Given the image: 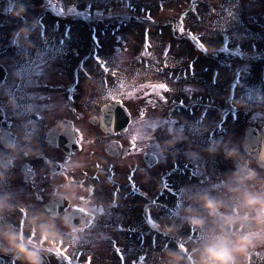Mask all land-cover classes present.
Returning a JSON list of instances; mask_svg holds the SVG:
<instances>
[{"label":"flooded vegetation","instance_id":"obj_1","mask_svg":"<svg viewBox=\"0 0 264 264\" xmlns=\"http://www.w3.org/2000/svg\"><path fill=\"white\" fill-rule=\"evenodd\" d=\"M258 20L264 22V10L261 19L254 18L258 26L264 28ZM31 55L34 61L45 60L44 72L50 68L54 76L60 77L61 56ZM64 61L70 64L68 59ZM32 72L29 70L28 76ZM71 79L66 85L47 83L37 74L34 83H23V90L34 99L23 101L9 95V91L18 90L17 85H10L7 113L4 111L0 118V159L6 160L12 155L4 142L17 146L15 165L8 168L0 180V194L9 193L13 204L5 219L18 226L22 237L39 241L41 245L46 241L32 227L35 213L44 212L66 221L58 223L63 238L58 243L51 242L54 247L48 248L43 264H94L88 258L78 257L79 252L89 250L84 247L94 244L95 233L129 235L134 231L136 236H141L143 230L150 234L157 232L154 220L147 221V214L151 212L157 219L171 217L176 200L171 188L164 191L161 178L165 176V183L180 189L174 177L166 173L173 165L174 150L173 144L164 145L175 136L168 132L169 126L167 131H159V119L168 122L170 116L179 111L178 105L171 101L159 103L152 93L126 103L125 87L119 91L120 98L100 102L97 97L110 95L111 87H103L106 91L93 87V75L79 68ZM164 96L169 99L168 94ZM114 101H120L122 116L113 117V124L104 125L100 108ZM127 111L128 123L124 124ZM148 111L153 114L148 115ZM171 119L174 123V116ZM179 121L188 124L187 118L183 120L179 116ZM119 123L123 124L122 128L118 127ZM154 125L158 129H153ZM251 129L264 132V120L254 122ZM24 149H31L33 155L24 156ZM245 151L241 158L227 159L226 171L232 172L239 165L242 174H246L257 168L254 161L257 149L248 146ZM196 166L204 170L203 165ZM261 171L260 177L264 179V170ZM208 180L200 178L199 186L187 185L183 192L213 191L214 186H208ZM180 193L181 189L177 196ZM65 196L68 198L64 199ZM149 198H156L157 203L150 204ZM160 203L168 204L167 212L158 207ZM57 204L67 206L60 211L55 207ZM74 210H78L76 215H73ZM135 219L140 224L136 225ZM105 225L109 226L108 230ZM64 256L68 259L63 260ZM71 256L73 259L69 258ZM11 257V254L0 253L3 264H13Z\"/></svg>","mask_w":264,"mask_h":264},{"label":"clouds","instance_id":"obj_2","mask_svg":"<svg viewBox=\"0 0 264 264\" xmlns=\"http://www.w3.org/2000/svg\"><path fill=\"white\" fill-rule=\"evenodd\" d=\"M27 11L28 5L24 2L17 3L16 0H13L6 10L7 15L21 20L20 26L10 33V42L14 46L21 45L22 41L25 48L34 44L31 40L32 32L24 23L28 19L25 15ZM257 102L264 104V97H258ZM240 108L251 110L247 104H237V111ZM172 131L171 128L168 129L169 133ZM174 142L175 140L167 141L164 147H171ZM4 147L12 155L6 160L0 159V180L4 178L5 171L15 165L17 159L15 143L4 142ZM221 148L226 159L237 158L236 147L222 146L219 142L215 147L210 146L208 151L212 153L220 151ZM23 151L26 157L33 155L31 149ZM242 171L238 165L228 179L222 182L231 193V204L212 192L198 191L190 198L195 206L189 205L183 209L185 222L190 229H195L198 233V243L191 250L192 258L187 264H239L245 245L249 243L250 233L258 231L264 235V179L257 178L258 173L255 168L247 171L246 174H242ZM246 184L247 187H244ZM9 195V193L0 194V253L11 254L13 264H16V261H20V264H43L48 248L54 247L51 242L58 243L63 238L58 223H66V221L63 218L50 217L44 212H37L32 227L40 237L45 238L46 243L41 245L39 241L22 237L18 226L5 219L6 213L13 208ZM174 227L165 224L160 230L167 234ZM163 255V264H186V253L182 250L170 249Z\"/></svg>","mask_w":264,"mask_h":264},{"label":"rangeland","instance_id":"obj_3","mask_svg":"<svg viewBox=\"0 0 264 264\" xmlns=\"http://www.w3.org/2000/svg\"><path fill=\"white\" fill-rule=\"evenodd\" d=\"M18 1L19 2H23V0H18ZM76 2L79 4V6H78L79 9L82 10L84 8V5H83V2H81L80 0H61V4L63 5V13H65V14L79 13V11L73 6ZM154 2H156V0H110L109 1L110 7H111L110 16H114V17L118 18V17L121 16V12L123 11L122 9H133V8H136L137 5L139 7L140 6L149 7V8H152V10H154L155 7L158 8V9H161V8L172 9V8H174V5L172 3L169 4V5H164L163 7H160V6L156 5V4H153ZM231 5L233 6L232 9H234V15L237 14L238 9L244 10L246 8V5L243 4V3H238V5H236L234 0H232L230 6ZM230 6H229V8H230ZM172 10H176V9H172ZM205 10L208 13L210 11V8L206 7ZM212 10L215 11L214 9H212ZM86 12H87L86 15L91 17V13L88 12V11H86ZM232 19H234V21H231ZM235 22H236V18H233L232 16L230 18H228V14H227L222 19L220 24L217 27L212 28V30H217L218 33H220L222 35L228 34V29H226V28H232L233 29V27L235 26ZM166 33H168V31H166ZM214 34L217 35V33H214ZM160 38L161 39H165L164 32H162L160 34ZM228 40H230V39H228ZM150 41L152 42L151 35L149 36L148 43ZM237 41H238V39H237ZM3 48H8V45L7 44H0V50L3 49ZM127 51H125L124 54H126ZM234 51L238 52L235 48H234ZM173 56H174V49L172 47H170L165 54L160 53L158 55V62L159 63L169 62V61L172 60ZM101 57L104 60H107L109 55L105 53V54H101ZM9 61H10V57L7 58V55H4L2 57V62L6 66H8ZM154 78H155V76L152 75V74H143L141 76V78L134 79L130 83L128 82V84L134 85L138 81H140V85L141 86L148 87L149 84H153L154 83V81H153ZM96 83H97V81H96ZM234 139H236V135H234V138H232L231 140H234ZM191 204L192 203L183 202L180 205H178L179 207H181V211H182L180 216H182L184 214L183 213V209L188 207ZM193 206H195V205L193 204ZM195 232L197 233V230H195ZM196 233H193V234L190 235V238L188 240L189 241L188 245L186 244L181 249L189 257V260H191V258H192V251L191 250L198 243V233L197 234ZM249 244L256 245L260 249L264 248L263 235H261L258 231H253V232L250 233L249 243L247 245H245L244 251H243V253L240 256L239 264H242L245 259L256 260L255 264H264V253L260 252V253H257L255 256H249V252L250 251L247 250V246ZM134 255H135V253H133L131 255V258H133ZM135 257H136V255H135Z\"/></svg>","mask_w":264,"mask_h":264},{"label":"snow or ice","instance_id":"obj_4","mask_svg":"<svg viewBox=\"0 0 264 264\" xmlns=\"http://www.w3.org/2000/svg\"><path fill=\"white\" fill-rule=\"evenodd\" d=\"M89 8H90V6H89ZM97 57H98L97 58V65L98 66H100V64L102 63L103 66L107 67L110 64V62H111L110 58L107 59V60H104L102 57H99V54H97ZM101 71H103V68H101ZM28 93L29 92L23 90V82H21V84L19 85L18 90L16 92L9 91V95H13V96L17 97V99H19L21 101L27 100V99H34V98L30 97L28 95ZM230 93H231L232 99L235 100L237 98V95L234 92H230ZM181 103H183V101H181ZM227 105H229V104L227 103ZM4 110L7 113L6 108ZM229 110L230 111H235V110L232 109L231 106H230ZM205 115H207V113H205ZM224 119H226V118H224ZM127 123H128V116H125V118H124V124H127ZM214 124L215 125H218L222 130L224 129V124L221 121H215ZM13 127H15V124H13ZM118 127H121L122 128L123 127V124H120L119 123L118 124ZM153 129H158V126L157 125H154L153 126ZM54 162L55 161H53V163ZM165 179H166L165 176L161 178V183H162V187H163L164 191L165 192H168L169 189L171 188L173 194L176 195V201H177V199H178L177 194L180 191V189L172 188V185L170 183H165ZM93 193L95 194V190L94 189H93ZM149 203L150 204L157 203V199L156 198H149ZM66 206L67 205H64V204H57V205H55V207L59 208L60 211H63ZM158 207L164 209L165 212H167V210H168V204H166V203H160V204H158ZM49 210H51V206H49ZM77 211L78 210H74L73 215H76V212ZM146 219L149 222L151 220L157 219V217H153L152 214H151V212H149L147 214V216H146ZM94 224H95V221H94ZM91 226H94V225H90V227ZM120 227L123 228L122 225ZM159 238H160L159 234H156L155 237L153 238V245H157V241H158ZM165 239H167V238L165 237ZM166 246L167 245H163V247H166ZM147 255H148L147 253L144 254L145 258H146ZM153 259H154V255H153ZM144 261H145V259H144ZM69 264H71V262H69Z\"/></svg>","mask_w":264,"mask_h":264}]
</instances>
